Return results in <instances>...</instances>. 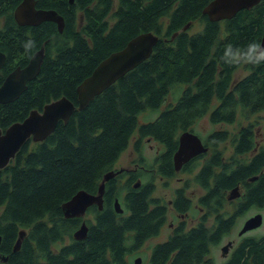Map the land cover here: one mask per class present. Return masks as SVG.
Returning <instances> with one entry per match:
<instances>
[{
	"label": "trees",
	"instance_id": "1",
	"mask_svg": "<svg viewBox=\"0 0 264 264\" xmlns=\"http://www.w3.org/2000/svg\"><path fill=\"white\" fill-rule=\"evenodd\" d=\"M21 1L0 0V51L6 57L0 84L41 48L44 57L39 74L25 91L15 101L0 104V128L22 121L31 110H41L62 96L76 108L68 121H59L43 141L26 142L0 169V253L7 258L0 264H126V256L155 234L164 218V206L150 197L151 173L136 168L106 181L102 209L88 208L92 219L86 220V237L54 252L51 247L80 225L79 218L64 217L62 204L79 190L96 193L103 175L117 170L115 164L134 133L138 140L148 137L163 146L153 161L155 175L169 178L176 172L172 157L178 135L192 131L198 119L208 115L212 124H231L239 115L264 111V64L224 62L229 45L245 48L260 43L264 0L218 22L202 14L211 0H75L72 4L35 0L37 8L63 17L62 32L49 21L18 25L13 14ZM195 21L202 23V29L190 34L188 28ZM144 32L159 37L150 56L78 109L80 82L101 60ZM240 66L246 74L234 78ZM171 93L177 95L166 104ZM157 110L153 120L139 124L140 113ZM259 136L264 141V128L257 133L250 124L236 133L213 130L205 136L204 145L214 151L206 158V153L192 158L181 171L192 173L197 168L194 182L206 191L199 202L214 216L213 224L180 228L153 248L151 264H164L170 254L168 264H199L229 232L236 216L264 206V147H257ZM228 138L233 155L225 158L218 144ZM239 155L246 159H237ZM147 174L149 179L135 188L138 178ZM236 185L244 191L234 200L233 213L226 215L225 192ZM176 195V209H190L183 191ZM115 199L122 213L115 211ZM21 230L24 235L14 250ZM263 263L264 234L245 237L226 264Z\"/></svg>",
	"mask_w": 264,
	"mask_h": 264
},
{
	"label": "water",
	"instance_id": "2",
	"mask_svg": "<svg viewBox=\"0 0 264 264\" xmlns=\"http://www.w3.org/2000/svg\"><path fill=\"white\" fill-rule=\"evenodd\" d=\"M73 1L69 0L70 3H73ZM259 1L261 0H211L202 9V14L206 15L210 21L218 22L232 18L241 9H248ZM34 4L35 0H22L14 10L15 21L19 25H36L44 21H51L56 23L58 31L61 32L63 29L62 17L53 10H36ZM188 26L189 24L184 27V30ZM158 38L157 34L153 32L140 33L131 38L122 49L112 52L101 60L91 74L76 87L77 108H85L96 95L147 59ZM260 44L264 46V28ZM43 53L44 49H39L24 66L14 68L6 75L0 84V104L15 101L25 91L27 83L35 79L40 72L44 57ZM5 59V54L0 51V68L3 66ZM75 108L72 101L62 96L48 102L41 110H31L22 121L12 123L4 130L0 128V169L4 168L15 157L26 142H41L53 132L59 121H68ZM207 150L208 147L204 145L196 133L190 130L182 131L178 135L177 149L172 157L175 171H179L184 163L207 152ZM123 170L120 168L105 173L98 185L97 192L94 194L85 190L77 191L68 201L62 204L63 215L67 218L83 217L87 208L92 205L101 210L105 182L123 172ZM138 185L139 182L136 181L134 186ZM237 197H239L238 186L230 191L228 199L232 200ZM114 209L117 213L123 212L118 199L114 201ZM261 224L262 215L257 213L244 222L239 234L258 228ZM86 234L87 225L83 221L73 236L77 240H82L86 237ZM23 235L24 231H19L14 250L19 248ZM231 245V242H227L221 248L223 255L227 254ZM0 260L6 261V257L0 255ZM134 264H140V259H135Z\"/></svg>",
	"mask_w": 264,
	"mask_h": 264
},
{
	"label": "rangeland",
	"instance_id": "3",
	"mask_svg": "<svg viewBox=\"0 0 264 264\" xmlns=\"http://www.w3.org/2000/svg\"><path fill=\"white\" fill-rule=\"evenodd\" d=\"M202 23H200L199 21H195L193 23L190 24L189 28H188V32L190 34L195 33L199 30L202 29ZM246 74V71L244 69L243 66H240L236 72L234 73V78H241L243 75ZM176 93L173 94L171 93L167 99H166V104L168 103H172L174 101V98L176 97ZM161 110V108L159 109ZM159 110L155 111H144L142 113H140L138 115V122L140 123H146L148 121L153 120ZM242 116H238L237 120L231 124H226V123H220V124H212L209 119H208V115L203 116L202 118L198 119L195 124L193 125V129L192 132L196 133L198 136H200V138L202 140H204L205 136L208 135L209 132L213 131V130H227L229 134L232 133H236L239 129V127L241 126H247V125H252L253 129L255 131L260 132L263 128H264V111L258 112V113H254V114H250L247 117H243ZM261 136H259V138L257 139V147L259 148L260 146L264 147V141L262 139H260ZM139 136L137 133H134L133 136L130 138L129 143L127 148L121 153V155L119 156L116 164H115V169H131L134 167H140L141 165H150L153 161L154 158L156 157V155L163 150V146L154 141L151 140L148 137H144V138H140L138 140ZM139 141V142H138ZM137 144V148L135 147L136 143ZM218 150L221 151V153L223 154V157L225 158H229L233 155V146L231 143V139L228 138L227 140H225L224 142H221L220 144H218ZM214 151V149L208 148L205 158L208 157L210 155V153H212ZM255 150H253V152H249L247 153V157H251L252 154L254 153ZM204 154V153H203ZM205 158L200 159L201 161H204ZM237 159H241V160H245L246 157L242 156H236ZM144 163V164H142ZM197 172V168L192 172V173H186V172H177V174H175L174 176H172L169 179H162L160 177H158L157 175L154 177V183H155V190H154V195L157 196L158 198H161L163 201H165L166 203L168 202V200L172 197L173 191L176 187H180L185 185V182L188 183L187 185V193L188 196L191 198V201L193 203V206L195 204V206L191 209L189 215L192 219H199V215H200V209L197 206L196 207V201L198 196H200L202 193H204L203 189L200 187V185H197L194 182V175ZM146 173V172H145ZM147 179H149L148 174L146 176H142L141 180L142 181H146ZM124 178L122 177L121 181H123ZM235 200V199H234ZM231 200L232 202L227 203L223 209V211L226 212V215H230L233 213L234 211V206L236 201ZM257 213H261L263 216V222L262 225L257 228L256 230L249 232L245 235H243V237L246 236H259V235H263L264 234V208H256V207H250L249 209H247L245 211V213L239 215L236 217V222L235 225L233 226V229L231 231V233L229 234V237L225 236L222 241L214 246L212 248V253H211V259L214 263H221L222 261H224L221 258L220 255V247L222 245L225 244V241L227 239H234V243L237 244L240 239L242 238L241 236H238V231L241 229L243 222L257 214ZM169 214V218H170ZM65 217V216H64ZM67 218V217H65ZM86 218H89V215H86ZM193 222L188 221L187 226H190L191 224H193ZM212 223V216H210L209 218V224ZM164 231H166V229H163ZM67 241V240H66ZM146 244V243H145ZM51 249L55 252V250L53 249V247H51ZM137 256H142L143 258H146L147 255L145 254V251L143 249L138 250L137 252L133 253V254H128L125 258L126 260V264H132L133 259Z\"/></svg>",
	"mask_w": 264,
	"mask_h": 264
},
{
	"label": "flooded vegetation",
	"instance_id": "4",
	"mask_svg": "<svg viewBox=\"0 0 264 264\" xmlns=\"http://www.w3.org/2000/svg\"><path fill=\"white\" fill-rule=\"evenodd\" d=\"M75 1V0H74ZM73 1V2H74ZM68 2H69V0H68ZM70 3V2H69ZM70 4H72V3H70ZM34 7H35V9L36 10H44V9H39V8H37L36 6H35V4H34ZM60 15V14H59ZM13 16H14V14H13ZM61 16V15H60ZM62 17V16H61ZM15 20V19H14ZM62 20H63V17H62ZM44 22H46V21H44ZM49 22H51V21H49ZM17 23V22H16ZM41 23H43V22H41ZM41 23H38V24H36V25H26V26H37V25H39V24H41ZM54 23V22H53ZM18 24V23H17ZM56 24V23H55ZM19 25V24H18ZM25 25H20V26H25ZM57 26V25H56ZM63 27H64V20H63ZM188 28V27H187ZM186 28V29H187ZM58 29V28H57ZM185 29V30H186ZM63 30V29H62ZM62 32V31H61ZM43 55H44V53H43ZM203 142V141H202ZM160 153V152H159ZM158 153V154H159ZM157 154V155H158ZM202 159V158H201ZM190 161V160H189ZM189 161H187V162H189ZM201 161V160H200ZM186 162V163H187ZM201 162H203V161H201ZM186 163H184V164H186ZM183 164V165H184ZM150 165H152L153 167L152 168H150V167H145L144 165H141L140 167H134V168H131V169H124L123 170V172H121V173H123V174H128V173H130L131 171H133V170H135L136 168H141V169H143L146 173H148V174H152L153 175V177H155L156 175H155V163L154 162H152ZM183 165L181 166V169H182V167H183ZM181 169L179 170V171H176L175 172V174H177V172H183V171H181ZM137 170V169H136ZM187 173V172H186ZM261 173V172H260ZM158 177H160V176H158ZM257 177H258V175H256V176H254V177H252V178H250V180L249 181H254V180H256L257 179ZM160 178H162V179H169V178H171V177H169V178H163V177H160ZM138 182H139V185L138 186H140L141 184H143L142 182V180L141 179H139L138 178V180H137ZM196 183V182H195ZM197 184V183H196ZM153 185H154V189H153V191L151 192V194H150V197L152 198V199H155V200H158L160 203H159V205H162V206H164V218L162 219V221H161V223L159 222V224L157 225L158 226V228H157V231H156V233L155 234H153V235H150L147 239H145L144 241H143V243L141 244V246L138 248V249H136V250H134L133 252H131V254H133V253H135V252H137L138 250H140V249H143L144 251H145V254L147 255V257L146 258H143L142 256L140 257V256H137V257H135L134 259H133V262H132V264H134V262H135V259H137V258H139L140 259V264H151V259H152V255H153V253H152V251H153V248L156 246V245H160V244H163V243H165V242H167L169 239H171L175 234H176V232L180 229V228H182V230L183 231H187V230H189V229H191V228H193V227H195V226H197L198 224H200V223H202V224H204L206 227H211V225L213 224V220H214V216L213 215H210L211 213H210V211L205 207V206H203L202 204H200V202H199V199L205 194V189L203 188V187H201L202 189H203V191H204V193H202L200 196H198V198H197V201H196V207L198 206L199 207V209H200V217H199V219H192L191 217H190V215H189V213H190V211H191V209L195 206V204H194V206H193V203H192V201H191V198L188 196V193H187V185H188V183H186L185 182V185H183V186H180V187H176L175 189H174V191H173V194H172V197L168 200V202L166 203L165 201H163L161 198H158L157 196H155L154 195V190H155V183H154V178H153ZM198 185V184H197ZM138 186H136L135 188H137ZM236 186H238V192H239V197H237V198H235V200L236 199H238V198H240V196L242 195V193H243V191H244V188L243 187H241L240 185H236ZM235 186V187H236ZM177 190H182L183 191V194H184V196H185V198L186 199H188L189 200V203H190V209H188L187 211H180V210H177L176 209V207H175V204H176V199H177V195H176V191ZM230 191L231 190H227L226 192H225V204L224 205H226L227 203H230L231 202V200H229L228 199V196H229V194H230ZM232 200H234V199H232ZM95 206V205H94ZM91 207H93V205L92 206H90L89 208H91ZM97 207V206H96ZM150 207L152 208V207H154V206H152V205H150ZM225 207V206H224ZM257 208V207H256ZM261 208H264V206L263 207H260V209ZM87 211H88V208H87V210H86V213L84 214V216L83 217H72V218H79L80 219V225H81V223L84 221L85 223H86V220L87 219H92V215L91 214H89V213H87ZM223 211V210H222ZM169 214H171L170 215V218H169ZM261 214V213H260ZM86 215H89V218H86ZM262 215V214H261ZM210 216H212V223L211 224H209V218H210ZM254 216V215H253ZM237 217V216H236ZM236 217H235V219H234V223H233V225H232V227H231V229L229 230V232L227 233V234H225L223 237H222V239L225 237V236H227V237H229V234L231 233V231H232V229H233V226L235 225V222H236ZM252 217V216H251ZM250 218V217H249ZM248 219V218H247ZM246 219V220H247ZM245 220V221H246ZM188 221H190V222H193L194 221V223L193 224H191L190 226H187V224H188ZM244 221V222H245ZM244 222H243V224H244ZM262 222H263V216H262ZM243 224H242V227H243ZM79 225V226H80ZM262 225V224H261ZM260 225V226H261ZM259 226V227H260ZM241 227V228H242ZM258 227V228H259ZM79 228V227H78ZM77 228V229H78ZM77 229H75L73 232H71V234H69V235H65L64 237H63V239L62 240H60V241H58V242H56V244L53 246V249L55 250V252H57V250L60 248V247H62V246H65V245H69V244H71L72 242H79L80 240H77V239H75L74 238V236H73V234H74V232L77 230ZM163 229H166V231H164ZM257 228H255V229H252V230H249V231H247V232H245V233H243V234H239V231L241 230H239L238 231V236H241L242 238L240 239V241L237 243V244H235L234 243V239H227L226 241H225V244L227 243V242H231L232 243V245H231V247H229V250H228V252H227V254H225V255H223L222 254V251H221V248L225 245H222L221 247H220V255H221V258L224 260V261H222L221 263H219V264H226L228 261H229V259H230V256H231V253H232V251L234 250V248H236L237 246H238V244H240V242L245 238V237H243V235H245V234H247V233H249V232H252V231H254V230H256ZM87 231H88V227H87ZM259 236H261V235H259ZM246 237H252V236H246ZM222 239L219 241V243L222 241ZM67 240V241H66ZM83 240V239H82ZM146 243V244H145ZM219 243H217L216 245H218ZM216 245H214V246H216ZM213 246V247H214ZM213 247H210V249H209V252H208V254L206 255V258L202 261V262H200L199 264H217V263H214L213 261H212V259H211V253H212V248ZM0 255H1V253H0ZM1 256H3V255H1ZM172 258H173V254H170L169 255V257L167 258V260L165 261V263L164 264H168L170 261L169 260H172ZM6 260H7V258H6ZM1 262H5V261H1L0 260V263ZM264 264V263H263Z\"/></svg>",
	"mask_w": 264,
	"mask_h": 264
},
{
	"label": "clouds",
	"instance_id": "5",
	"mask_svg": "<svg viewBox=\"0 0 264 264\" xmlns=\"http://www.w3.org/2000/svg\"><path fill=\"white\" fill-rule=\"evenodd\" d=\"M224 62L229 66L264 64V46L259 42L250 43L245 48H233L229 45Z\"/></svg>",
	"mask_w": 264,
	"mask_h": 264
}]
</instances>
